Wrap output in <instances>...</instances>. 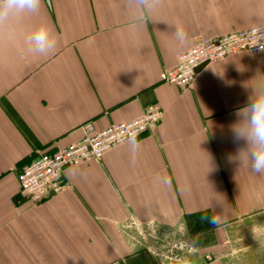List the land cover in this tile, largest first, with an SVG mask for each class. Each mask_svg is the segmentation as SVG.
<instances>
[{
	"label": "crops",
	"instance_id": "1",
	"mask_svg": "<svg viewBox=\"0 0 264 264\" xmlns=\"http://www.w3.org/2000/svg\"><path fill=\"white\" fill-rule=\"evenodd\" d=\"M42 20L59 37L47 56L25 43ZM262 23L264 0H163L135 29L120 0H43L0 36V264H158L147 250L164 230L184 233L190 264H264V176L227 161L228 126L264 80V52L204 65L187 87L158 79L198 38ZM153 103V130L64 168L60 192L33 204L18 190L16 171L78 140L83 123L99 130Z\"/></svg>",
	"mask_w": 264,
	"mask_h": 264
},
{
	"label": "built area",
	"instance_id": "2",
	"mask_svg": "<svg viewBox=\"0 0 264 264\" xmlns=\"http://www.w3.org/2000/svg\"><path fill=\"white\" fill-rule=\"evenodd\" d=\"M256 29H264V23L219 36L198 38L193 47L179 54L173 67L159 73L158 79L164 83L187 87L194 81L195 69L201 64L220 61L239 52L250 55L261 53L258 46H252L258 35L264 37V33H257L254 31ZM162 114L160 106L153 103L145 106L138 117L99 130L95 129L92 121L83 123L78 140L51 152H41L16 171L18 190L29 202L40 203L51 193H58L63 189L61 174L64 168L82 164L89 159H100L114 145L143 136L157 126ZM168 239L169 242L166 243L163 240L159 251H153L149 247L147 251L154 254L158 264H190L185 259L196 252V249L184 239ZM205 258L209 257L205 255Z\"/></svg>",
	"mask_w": 264,
	"mask_h": 264
},
{
	"label": "clouds",
	"instance_id": "3",
	"mask_svg": "<svg viewBox=\"0 0 264 264\" xmlns=\"http://www.w3.org/2000/svg\"><path fill=\"white\" fill-rule=\"evenodd\" d=\"M163 0H120V8L127 14L129 26L133 29L146 25L162 6ZM43 0H0V36L15 35V26L29 16H39ZM264 33V29L254 30ZM175 39L183 45L188 35L177 24L174 29ZM59 41L46 20H42L25 38L28 51L40 56L53 54ZM264 52V37L258 35L252 45ZM251 91L244 105L236 109L235 119L228 126L234 144L235 153L227 156L229 163L247 167L252 174L264 176V80L257 81L250 87ZM133 150L135 145L132 146ZM221 204L220 202H218ZM213 207V206H212ZM208 218L216 224V211Z\"/></svg>",
	"mask_w": 264,
	"mask_h": 264
},
{
	"label": "rangeland",
	"instance_id": "4",
	"mask_svg": "<svg viewBox=\"0 0 264 264\" xmlns=\"http://www.w3.org/2000/svg\"><path fill=\"white\" fill-rule=\"evenodd\" d=\"M177 234V235H176ZM239 236H241L240 237V240L238 239V240H236L237 241V244H242V243H244V241H245V239L247 238V236L244 234V233H240L239 234V231H238V233H237ZM184 235V233L182 232V231H168V230H164V235H163V237H164V242L166 243V242H169L168 240V237L170 238V239H174V238H181V239H184V240H186L188 243H190L187 239H186V237L185 236H183ZM191 244V243H190ZM209 258L208 259H210L211 258V256L210 255H207ZM204 258H205V256H204ZM206 259V258H205Z\"/></svg>",
	"mask_w": 264,
	"mask_h": 264
},
{
	"label": "water",
	"instance_id": "5",
	"mask_svg": "<svg viewBox=\"0 0 264 264\" xmlns=\"http://www.w3.org/2000/svg\"><path fill=\"white\" fill-rule=\"evenodd\" d=\"M205 64H201V65H199L197 68H196V70L198 69V68H200V67H202V66H204Z\"/></svg>",
	"mask_w": 264,
	"mask_h": 264
}]
</instances>
